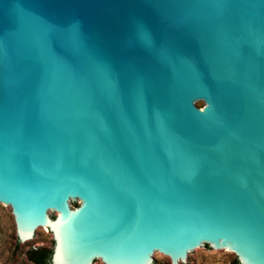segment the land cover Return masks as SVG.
<instances>
[{
  "label": "water",
  "instance_id": "obj_1",
  "mask_svg": "<svg viewBox=\"0 0 264 264\" xmlns=\"http://www.w3.org/2000/svg\"><path fill=\"white\" fill-rule=\"evenodd\" d=\"M0 206L49 264H264V0H0Z\"/></svg>",
  "mask_w": 264,
  "mask_h": 264
},
{
  "label": "rangeland",
  "instance_id": "obj_2",
  "mask_svg": "<svg viewBox=\"0 0 264 264\" xmlns=\"http://www.w3.org/2000/svg\"><path fill=\"white\" fill-rule=\"evenodd\" d=\"M31 248L52 249V234L43 229L40 241L28 248L24 243L17 245L11 210L0 206V264H29L25 252ZM235 259L236 256L233 254L208 248L191 264H235ZM155 262L157 264H171L167 256H160Z\"/></svg>",
  "mask_w": 264,
  "mask_h": 264
},
{
  "label": "trees",
  "instance_id": "obj_3",
  "mask_svg": "<svg viewBox=\"0 0 264 264\" xmlns=\"http://www.w3.org/2000/svg\"><path fill=\"white\" fill-rule=\"evenodd\" d=\"M19 242L17 241V245ZM52 249L31 248L25 252L26 260L29 264H49ZM235 264H238L235 259Z\"/></svg>",
  "mask_w": 264,
  "mask_h": 264
}]
</instances>
